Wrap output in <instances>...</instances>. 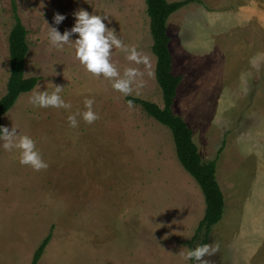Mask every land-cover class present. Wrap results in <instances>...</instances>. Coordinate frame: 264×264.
Wrapping results in <instances>:
<instances>
[{"label":"crops","instance_id":"1","mask_svg":"<svg viewBox=\"0 0 264 264\" xmlns=\"http://www.w3.org/2000/svg\"><path fill=\"white\" fill-rule=\"evenodd\" d=\"M212 1L221 7L214 16L211 13L217 12L210 8ZM167 32L172 71L181 76L173 111L190 125L202 160L210 161L205 159H209L208 152L214 150L218 136L226 143L224 153L231 151L233 145L238 150L245 144H251L254 149L259 145L261 151L264 139L260 141L258 137L263 135L256 122L263 120L259 123L264 125V0H203L193 9L189 3L171 14ZM134 39L138 54L146 57V62L130 61L128 52H124L125 66L115 64V67L120 76L126 68H135L138 75L133 81L140 86L155 87L156 97L160 85L155 73L157 58L151 52L153 43L148 36V51H145L141 38ZM193 64H199L196 66L199 73L191 78ZM75 72L79 74L83 70L75 68ZM78 74L75 78H62L59 84L63 87L61 97L71 106L61 108L65 111L58 108L54 114L53 123L57 127L48 129L53 135V147L45 152L44 158L48 167L34 170L32 176L45 200L39 220L43 229H48L43 239L50 235L42 254L49 253L50 264L60 261L72 234L87 240L86 246L97 255L128 253L133 239L142 235L147 200L161 203L158 209L162 213L166 201L174 196L168 191L182 181L180 188L187 194L191 185L179 179L177 159L180 160L173 134L166 125L143 109L147 122L137 123V131L126 129L123 126L126 112L136 113L137 109L132 111L130 104L138 103L127 99V105L122 106L112 79L108 78L109 85H101L97 92L88 76ZM131 87L136 88L134 83ZM51 88L46 90L51 92ZM86 98L93 99L92 108L98 115L91 124L78 114L87 110ZM144 98L161 104L151 97ZM72 114H76V127H71L67 119ZM128 117L131 120L133 116ZM240 121L248 128L251 126V138L236 139L235 144L230 129L239 126ZM61 131L69 136L65 146L58 141L62 138ZM38 132L43 133V127ZM224 153L220 160L225 159ZM261 154H257L259 157L254 162L259 167ZM163 184L168 185L166 190L162 189ZM193 187L196 192L197 188ZM240 237L242 234H235L234 240Z\"/></svg>","mask_w":264,"mask_h":264},{"label":"rangeland","instance_id":"2","mask_svg":"<svg viewBox=\"0 0 264 264\" xmlns=\"http://www.w3.org/2000/svg\"><path fill=\"white\" fill-rule=\"evenodd\" d=\"M13 2L28 30L29 50L25 60L24 75L38 76L41 81H38L31 91L22 93L18 97L13 107L3 115L2 121L9 130L14 125L20 135L31 136L44 159L47 155L45 152L53 147L51 139L53 135L48 129L51 131L52 127H57L53 122L56 121L54 114L59 110L51 106L46 108L34 106L29 102L33 92L44 91L55 84H61L62 78H75L78 74L75 68L83 70L78 75L88 76L96 86L97 92L102 88L101 85L108 86L110 83L102 74L93 75L80 64L75 57L74 41L70 40L62 49H57L50 43L48 24L53 25V16L56 13L65 16L59 25H53L63 33L74 25V13L80 8L89 12H107L111 21L110 24L105 21L106 26L114 28L115 34L122 43L127 47H136L137 42H133L132 38L135 37L136 40L139 37L145 45V51H148V36L153 43L150 17L147 13L146 0H0V98L6 93L10 76L9 35L15 25ZM197 2L201 3L203 0L189 2L192 9L197 7ZM214 4L212 1L210 8L217 13H211L212 16L217 15L221 9ZM200 25H204L203 21ZM133 31L137 33L136 36ZM77 35L73 34L71 39H76ZM124 52L126 51L120 48L111 50L110 60L114 65L125 66ZM151 52L153 53L152 49ZM192 66L195 67H191V78L194 73H199L196 69L199 64ZM133 83L136 88L128 95L116 90L117 99L122 106L127 105V96L141 99L151 97L154 101H161L159 106H163L159 85L160 93L155 97L158 92L155 87H146L145 84L140 86V83L135 81ZM131 106L132 111L133 108L137 111L134 114L126 112L127 117L123 119V126L126 129L134 128L132 130L134 132L137 131V123H146L147 117L140 104H131ZM60 111L65 110L60 108ZM129 115L133 116L131 120ZM46 122L49 124L44 125ZM259 122L263 120L256 122L263 135L258 136L262 141L264 125ZM238 125L230 129L233 132L234 143L236 144V139L241 140V138L249 141L251 138L249 131L250 127L254 126V120L249 128L243 125V121ZM40 127H43V131L47 133L38 132ZM59 136L62 138L61 140L58 138V141L65 146L69 138L68 133L61 131ZM217 140L214 150L208 152L209 159L205 160L216 159V177L223 191L225 210L223 219L214 225L206 243L218 244L219 248L215 253L205 255L203 259L207 264H264V145L261 151L259 145H255L254 149L251 144H245L238 150L237 145H233L230 147L231 151L226 150L224 153L226 143L224 144L220 136ZM261 152L259 167L254 162ZM223 153L226 157L220 160ZM19 157L18 149L6 151L0 148V264H32L37 247L48 233V229H43L39 220L45 200L33 178L34 169L30 165H22ZM177 166L179 179L191 183L187 194L184 193V188H180L182 181H179V186L168 191V194L174 193V196L166 201L167 205L162 209V213L158 209L161 203L147 200L145 206L147 214L144 215V219L142 218L144 228L140 229L142 235L139 239H133V245L127 249L128 253L111 257L107 254H99L101 255L99 256L92 248L86 246L87 240L77 239L72 234L68 239L67 247L64 248L65 254L60 257V261L52 264H192V260H186L182 253L190 250L187 241L196 234L198 224L205 213L206 201L199 183L184 169L178 159ZM154 185L161 187L160 184ZM167 186L163 184L162 189L166 190ZM193 186L197 188L196 192ZM238 233L243 237L234 240V235ZM203 238L201 234L194 245L197 246ZM49 257V253H44L38 264H50Z\"/></svg>","mask_w":264,"mask_h":264},{"label":"trees","instance_id":"3","mask_svg":"<svg viewBox=\"0 0 264 264\" xmlns=\"http://www.w3.org/2000/svg\"><path fill=\"white\" fill-rule=\"evenodd\" d=\"M191 1L146 0L147 13L150 17V31L153 38L152 50L157 58L156 79L163 92L164 106L161 107L155 102L137 97H127L129 101L140 104L149 115L171 130L182 166L196 179L203 191L206 201L205 214L198 224L196 234L187 241L189 249L196 247L194 242L199 239L201 234L204 238L200 240L197 246L208 242L213 226L223 219L225 210L223 191L216 177V159L208 162L202 160L198 147L193 141L190 125L173 111V103L177 94V87L181 82V76L172 71L167 21L172 13ZM12 12L15 25L9 35L10 76L6 93L0 98V125H3V115L13 107L18 97L35 88L40 79L38 76L25 77L24 75L25 60L29 50L28 30L23 24L14 2ZM49 240L50 235L43 239L38 246L32 264H38ZM192 264H194L193 261Z\"/></svg>","mask_w":264,"mask_h":264},{"label":"clouds","instance_id":"4","mask_svg":"<svg viewBox=\"0 0 264 264\" xmlns=\"http://www.w3.org/2000/svg\"><path fill=\"white\" fill-rule=\"evenodd\" d=\"M75 23L70 28L61 33L56 26L59 25L65 16L56 13L53 16V25H49L48 39L52 45L57 49H62L64 45L74 41L75 57L78 59L85 69L93 75L102 74L104 77L112 79V87L128 95L132 92V83L134 78L138 75L135 68H126L123 76H120L114 63L110 60L111 50L113 48H120L128 52L127 59L140 63L142 60L146 62V57H141L135 46L128 48L125 46L121 39L117 37L115 31L111 27L106 26L105 21L110 24L109 14L107 12H89L80 8L74 13ZM73 34H78L76 39H71ZM63 87L55 84L51 92L47 90L33 92L29 97V102L34 106L42 108L55 107V108H70V104L65 102L61 97ZM93 99L86 98L84 100L86 111L78 113L82 115L85 122L91 124L98 119V115L93 111ZM131 106V104H130ZM68 121L71 127L77 126L76 114L68 116ZM0 148L9 151L12 149L20 150L19 162L22 165H30L34 170L46 169L47 162L42 159L39 150L36 148L34 139L27 135H20L17 127L12 125L11 130L8 126L0 125ZM219 248L218 244H201L193 249L182 253L186 260H192L194 264H207L203 259L205 255L215 253Z\"/></svg>","mask_w":264,"mask_h":264}]
</instances>
